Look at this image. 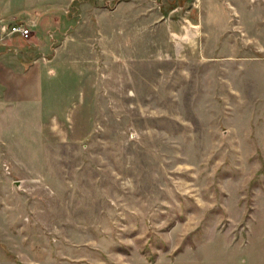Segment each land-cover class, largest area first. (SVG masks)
<instances>
[{
    "label": "rangeland",
    "instance_id": "374dc122",
    "mask_svg": "<svg viewBox=\"0 0 264 264\" xmlns=\"http://www.w3.org/2000/svg\"><path fill=\"white\" fill-rule=\"evenodd\" d=\"M0 7V264H264V0Z\"/></svg>",
    "mask_w": 264,
    "mask_h": 264
},
{
    "label": "crops",
    "instance_id": "0c3cea01",
    "mask_svg": "<svg viewBox=\"0 0 264 264\" xmlns=\"http://www.w3.org/2000/svg\"><path fill=\"white\" fill-rule=\"evenodd\" d=\"M67 1H77V0H67ZM26 11H18L16 14L19 19H22L26 14ZM13 15V16H14ZM7 17V11L0 7V30L3 28L2 22L3 18ZM14 37V36H12ZM18 39L23 40L20 37ZM16 37L13 41L17 39ZM12 41V42H13ZM14 41V42H15ZM7 47L0 44V64H8L15 62L17 59L21 62L22 58L5 53ZM17 50L16 48L14 49ZM4 60V62H3ZM30 68L18 74H14L11 77L0 76V114L3 109H6L9 104L16 102L19 99H25L28 101H37L40 97L44 95V66H49L42 61H34ZM50 72V70H49ZM6 90L10 92V96H6Z\"/></svg>",
    "mask_w": 264,
    "mask_h": 264
},
{
    "label": "built area",
    "instance_id": "2783aa9c",
    "mask_svg": "<svg viewBox=\"0 0 264 264\" xmlns=\"http://www.w3.org/2000/svg\"><path fill=\"white\" fill-rule=\"evenodd\" d=\"M10 36H19L23 40H28L31 36V30L22 24H14L10 27Z\"/></svg>",
    "mask_w": 264,
    "mask_h": 264
},
{
    "label": "trees",
    "instance_id": "16d2710c",
    "mask_svg": "<svg viewBox=\"0 0 264 264\" xmlns=\"http://www.w3.org/2000/svg\"><path fill=\"white\" fill-rule=\"evenodd\" d=\"M77 1H80V2H82V1H85V0H77Z\"/></svg>",
    "mask_w": 264,
    "mask_h": 264
}]
</instances>
